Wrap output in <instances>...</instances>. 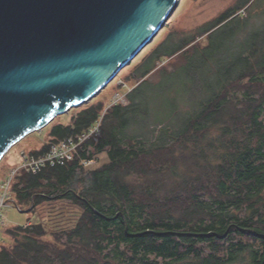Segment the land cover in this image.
Here are the masks:
<instances>
[{"label": "trees", "instance_id": "obj_1", "mask_svg": "<svg viewBox=\"0 0 264 264\" xmlns=\"http://www.w3.org/2000/svg\"><path fill=\"white\" fill-rule=\"evenodd\" d=\"M240 12L227 8L199 36H169L137 66L142 82L127 95L129 104L107 109L98 142L65 166L16 176L12 190L22 211L69 203L80 214L64 229L44 222L5 228L0 264H264V26L239 41L247 28ZM225 32L227 56L224 47L213 54ZM203 36L207 46L198 41ZM177 57L183 64L174 71L158 69ZM192 67L207 71L197 90L184 82ZM157 72L181 77L173 101L146 90ZM187 99L194 103L179 114ZM104 110L101 102L84 106L31 153L88 130ZM89 148V157L106 153L108 163L86 169Z\"/></svg>", "mask_w": 264, "mask_h": 264}, {"label": "water", "instance_id": "obj_2", "mask_svg": "<svg viewBox=\"0 0 264 264\" xmlns=\"http://www.w3.org/2000/svg\"><path fill=\"white\" fill-rule=\"evenodd\" d=\"M180 0H0V162L89 103L150 45Z\"/></svg>", "mask_w": 264, "mask_h": 264}, {"label": "rangeland", "instance_id": "obj_3", "mask_svg": "<svg viewBox=\"0 0 264 264\" xmlns=\"http://www.w3.org/2000/svg\"><path fill=\"white\" fill-rule=\"evenodd\" d=\"M227 8L238 12L242 10L240 13H238L239 20H241L240 22L242 24H246L245 27L247 28L239 33V41H244L246 38L251 39L259 30L263 28L264 0H180L179 7L170 18L168 24L155 37L154 41L148 45L128 67L123 69L117 78L111 82L106 89L95 96L89 103L70 110L69 113L57 117L52 123L47 125L40 132L33 133L24 138L8 152V154L0 162V183L7 180L13 171L20 168L21 154L23 152L26 154H31V152L46 144L49 140L48 135L50 130L57 124L67 125L71 123L72 119L77 117L79 111L84 106L101 102L104 104L105 110H107L115 105L113 101L117 96L122 97L120 102L117 104L128 105V98H126L127 95L142 82L141 79H139V76L136 74V69L139 64L146 60L162 43H165L167 38L171 35L174 37V42H179L186 38L201 35L203 26ZM198 41H201L203 46H207L209 43L206 36L199 37ZM229 44L230 42L228 40L227 32L220 33L219 37L214 42L213 54L219 48L224 47L223 52L226 55L228 53ZM181 64H183V60L178 57L173 59L166 58L163 59L162 62H159L157 67L159 69L164 66L167 68V70L174 71L176 68L175 66ZM224 64H226V60ZM198 69L200 68L195 69V67H192V70H190V78L186 76L184 77V82L188 85L189 89L193 87L194 90H197L199 88V84L202 82V78L207 76V71L204 70V68L202 72H199ZM178 77H180V75H178ZM180 79L181 77L179 78V81L178 79H163L160 75V72H157L152 74V76L149 78L152 85L147 87L146 90L149 93L152 92V94H161V98L166 99L168 102L173 101L175 99L173 89L179 90L182 87ZM210 79L212 80L213 78ZM166 87L169 88L168 91H172V93H170L168 96H165L163 93V90H165ZM178 103L181 105L183 102L179 100ZM184 103L181 105L182 110L179 114H183L185 110H187L188 107L194 103V101L187 99ZM170 109V106H166V108L161 111L155 110V112L152 113L151 120L155 121L156 119H160V117H162V115L168 112ZM160 128L161 127L157 125L151 127L152 131L156 132L155 134L158 133ZM127 132L129 134L134 132V124H132V127H130ZM154 140L155 138L152 137V141ZM97 158L98 159L97 163L95 164V169L108 163V157L106 153L97 155ZM19 173L21 172H18L17 175ZM17 207L18 209L15 206L4 209V213L6 214V223L2 229L3 237L5 228L17 225L23 226L29 223L44 222L51 231L64 229L70 227L80 214L77 208L69 203L54 205L45 204L42 207L36 209L35 214H32L29 210L22 211L18 204ZM5 238L4 241L6 240Z\"/></svg>", "mask_w": 264, "mask_h": 264}, {"label": "built area", "instance_id": "obj_4", "mask_svg": "<svg viewBox=\"0 0 264 264\" xmlns=\"http://www.w3.org/2000/svg\"><path fill=\"white\" fill-rule=\"evenodd\" d=\"M127 98V97H126ZM122 97H115L113 103L118 105ZM129 104V102H128ZM123 105V104H121ZM126 106V105H124ZM107 110L101 115L99 120L91 126L88 130L72 134L65 137L58 143H52L49 149L40 156L33 154H21V166L19 169L13 171L11 176L4 182L0 183V246L4 243L2 229L6 223V214L4 209L7 207L15 206L17 209L16 199L13 194V183L18 172H25L37 175L48 167L65 166L72 162L75 158L80 157L81 153L85 151L84 146L89 141L98 142L101 137V125L103 116ZM90 156V148L87 151V159H82V165L89 170L95 169L97 163V156Z\"/></svg>", "mask_w": 264, "mask_h": 264}, {"label": "crops", "instance_id": "obj_5", "mask_svg": "<svg viewBox=\"0 0 264 264\" xmlns=\"http://www.w3.org/2000/svg\"><path fill=\"white\" fill-rule=\"evenodd\" d=\"M43 146V145H42ZM42 146L39 148V149H41L42 148ZM39 149H37V150H39ZM37 150H35V151H37ZM32 154V153H31Z\"/></svg>", "mask_w": 264, "mask_h": 264}]
</instances>
